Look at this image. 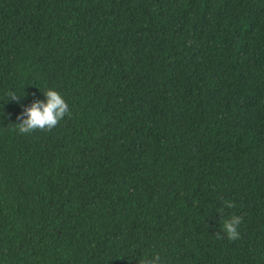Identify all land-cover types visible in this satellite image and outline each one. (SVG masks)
Here are the masks:
<instances>
[{
    "label": "trees",
    "instance_id": "16d2710c",
    "mask_svg": "<svg viewBox=\"0 0 264 264\" xmlns=\"http://www.w3.org/2000/svg\"><path fill=\"white\" fill-rule=\"evenodd\" d=\"M141 261L264 264V0H0V264Z\"/></svg>",
    "mask_w": 264,
    "mask_h": 264
},
{
    "label": "clouds",
    "instance_id": "9594fccd",
    "mask_svg": "<svg viewBox=\"0 0 264 264\" xmlns=\"http://www.w3.org/2000/svg\"><path fill=\"white\" fill-rule=\"evenodd\" d=\"M8 96L11 100L19 103L18 96L14 92H9ZM47 102L36 101L31 107H27L17 117L21 122L17 124V128L20 134H31L37 130L51 131L56 128L61 120L66 116L71 115V109L65 99L59 92L53 89H49L45 92ZM227 208H234L236 205L231 201H226ZM223 211V210H221ZM243 221V217L233 215L229 220L223 221L222 228L226 233L229 241H235L240 239V232L238 228ZM218 238H223L219 234ZM159 259V256L156 257ZM141 264H146L145 261H141Z\"/></svg>",
    "mask_w": 264,
    "mask_h": 264
}]
</instances>
